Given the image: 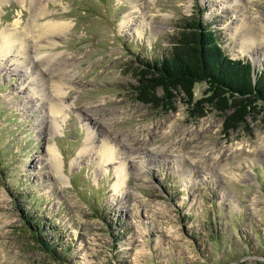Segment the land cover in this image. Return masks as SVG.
Returning <instances> with one entry per match:
<instances>
[{"label":"rangeland","instance_id":"374dc122","mask_svg":"<svg viewBox=\"0 0 264 264\" xmlns=\"http://www.w3.org/2000/svg\"><path fill=\"white\" fill-rule=\"evenodd\" d=\"M41 7L35 17L31 0H0V35L24 32L39 58L34 71L15 47L0 48V264H264L262 112L223 132L225 112L205 105L194 116L181 94L165 111L132 92L134 66L167 53L186 16L215 30L229 56L262 68L264 0ZM47 22L61 33L40 47ZM250 32L253 49L243 41ZM54 66L66 82L56 116L47 105ZM204 88L196 83L194 98ZM103 139L117 152L107 162Z\"/></svg>","mask_w":264,"mask_h":264},{"label":"trees","instance_id":"16d2710c","mask_svg":"<svg viewBox=\"0 0 264 264\" xmlns=\"http://www.w3.org/2000/svg\"><path fill=\"white\" fill-rule=\"evenodd\" d=\"M177 26L167 53L134 66L136 99L168 111L181 94L194 116L204 115L205 105L225 112L223 132L249 115L262 112L264 118V65L254 70L249 59L229 56L215 30L199 16L182 17ZM200 82L205 88L194 98V85Z\"/></svg>","mask_w":264,"mask_h":264},{"label":"bare ground","instance_id":"6f19581e","mask_svg":"<svg viewBox=\"0 0 264 264\" xmlns=\"http://www.w3.org/2000/svg\"><path fill=\"white\" fill-rule=\"evenodd\" d=\"M32 2V5H33V9L35 11V17H39L40 15H42L44 13V9L41 7V0H31ZM62 25H60L59 23H54V22H47L45 25L41 26L39 29H41V35H40V40L42 41L41 44H37L38 46H54L56 45V41H55V36L56 35H59V33H61L60 29H61ZM6 29V28H5ZM249 32V31H248ZM0 35V48L2 49V51H4L5 55L11 51V48H14L16 49L17 52H19L23 59L25 61H27V64H29L31 67L34 68V71L38 70L39 68V63H36V60L39 59L37 57L36 60L35 58L33 59L30 54V50L32 49V47H30L31 43H27V41H24V36H25V33H21V32H17V31H5L3 30ZM57 37V36H56ZM256 39V37H255ZM255 39L252 35V33H246V38L243 40L244 41V45L245 44H249L250 48L253 49L254 46H252L251 44L252 43H255ZM36 48V47H35ZM31 55V56H30ZM43 56H41L42 58ZM47 60V59H46ZM32 64V65H31ZM55 66L52 68H47L48 70V74H52V79L53 80L52 82H50V95H49V98H50V101L47 103L48 105V108H49V112L50 114H58L61 112V107L59 105V102H57V100H54V98H57V95L60 94V91H59V88H57V86L59 84H65L62 80L65 78V76H62L63 71H60L59 69V72H54L53 70L56 71V68ZM58 70V69H57ZM43 72L44 71H41V72H38L39 76H38V82H39V85H41V89L42 88H45L47 87V83H45V78L46 76L43 75ZM40 75L42 76H45V78L43 79V77H41ZM48 76V75H47ZM64 77V78H63ZM49 81V80H48ZM47 82V80H46ZM63 82V83H61ZM46 84V86H45ZM52 88V89H51ZM53 95V96H52ZM59 99V98H58ZM54 121V120H53ZM51 122L52 124V129H54V126L56 125V121L54 122ZM94 139V138H93ZM92 138L89 139V143H91L93 141ZM109 140H105L103 139L101 145H100V152H101V156H102V160L103 161H110L111 159L113 158H116L117 155H116V151L114 150V148L112 147V145L108 142ZM49 151H50V155H51V160L53 161V163L57 166L58 165V158H57V151L55 150V148H49ZM124 171V164H120V167L117 168V174L119 175V178L120 179H123L124 176H127L126 173L123 172ZM125 179V178H124Z\"/></svg>","mask_w":264,"mask_h":264},{"label":"water","instance_id":"95a60500","mask_svg":"<svg viewBox=\"0 0 264 264\" xmlns=\"http://www.w3.org/2000/svg\"><path fill=\"white\" fill-rule=\"evenodd\" d=\"M251 65L253 66V61L251 60Z\"/></svg>","mask_w":264,"mask_h":264}]
</instances>
